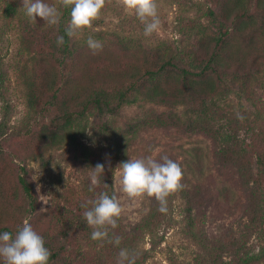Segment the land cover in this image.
Segmentation results:
<instances>
[{"label": "trees", "instance_id": "1", "mask_svg": "<svg viewBox=\"0 0 264 264\" xmlns=\"http://www.w3.org/2000/svg\"><path fill=\"white\" fill-rule=\"evenodd\" d=\"M208 3L202 16L210 27L197 31L190 47L102 43V50L93 54L87 43L66 35L70 9L63 10L58 25L45 29L25 25L19 56L27 57L26 64L33 62L20 73L30 115L21 125H11L7 73L0 60V234L15 236L27 221L50 251L48 264H117L121 249L135 253L136 264H146L163 232L176 223L175 198L184 204L181 215L191 232L193 208L211 196L207 185L183 178L181 183L187 185L168 198L166 214L157 211L152 198L150 212L138 225L126 231L118 220L104 241L91 239L93 229L86 226V209L81 205L101 192L110 196L115 192L113 173L130 159L129 149L139 133L181 129L218 144L215 155L225 179L250 191L257 216L250 229L262 240L255 254L246 251L242 236L229 246L202 245L193 264H264V102L257 95L264 83V0ZM16 13L15 5L8 3L6 19ZM61 36L64 43L58 46ZM46 56L50 66L44 64ZM138 102L162 110L150 109L142 119L124 123L120 137L109 144L111 124L116 125L123 110ZM244 102L254 111L241 110L240 118L233 103L241 107ZM49 152L61 157L55 159ZM36 159L52 183L60 186L58 191L67 188L63 173L68 166L81 173L84 192L75 200L76 209L57 206L37 212L38 196L27 168V162ZM97 163L104 165V173L90 192V175ZM116 237L121 238L119 245L108 242ZM189 237L196 240L193 234ZM146 243L148 249L142 247Z\"/></svg>", "mask_w": 264, "mask_h": 264}, {"label": "rangeland", "instance_id": "2", "mask_svg": "<svg viewBox=\"0 0 264 264\" xmlns=\"http://www.w3.org/2000/svg\"><path fill=\"white\" fill-rule=\"evenodd\" d=\"M45 2L54 4L56 0H45ZM208 2L209 0H157L160 27L158 31L146 37L144 25L134 14L125 13L119 0H105V6L99 18L85 30L80 38H75L76 43H86L87 38L91 36L101 43L147 45L178 43L184 47H190L192 43H196L195 35L202 29L210 27L209 20L202 16V9L209 7ZM8 3H13L17 10L16 15L11 19L5 17ZM22 6L21 0H0V60L7 73L5 90L12 106L11 125H21V122L30 117L24 98L26 92L24 77L20 76L21 68L28 60L25 55L19 56V43H22L25 35V25L31 24L40 29L48 27L39 17L36 18L37 23H32L21 9ZM63 10L60 9L61 15ZM205 32L209 33L207 30ZM32 62L26 65L30 67ZM44 64L50 66L48 56L45 57ZM261 78H264V75ZM257 95L264 102V83L263 87L257 89ZM233 105L240 118H242L241 110L247 113L254 111V108L245 102L241 107L237 103ZM150 109L162 110L144 102L125 108L123 117L116 119V125L111 124L112 129L108 131V143L114 144L126 123H134L142 119ZM217 151L218 144L197 132L181 129H152L139 133L134 143L132 142V147L129 149L130 159L152 157L160 160L163 156L173 157L184 171L183 178L189 180L191 184L199 182L207 185L211 193L209 198L204 202H197L193 208L191 232H189V223L181 215V206L184 204L181 198L178 196L175 198L173 217L176 223L163 232L161 244L150 252V258L146 264H193L201 253L202 245L229 246L241 236L247 252L255 254L261 248L260 234L250 229L251 222L255 223L257 219L256 207L251 204L250 191H244L235 186L231 180L225 179L219 158L215 155ZM48 155L55 159L61 157L59 153L54 152H49ZM27 168L38 196L37 212L41 213V209H44L42 213H45L57 206H64L70 210L76 209L75 200L84 192L82 187L85 178L81 173L68 166L63 173V181L67 188L58 191L60 186L52 183L47 173L39 167L37 159L27 162ZM120 180V170L116 169L113 173V187L122 208L119 224L124 230L129 231L150 212L152 198L128 199L120 191ZM38 185L39 194L37 193ZM40 195L48 197L45 203L40 201ZM65 197L71 202H67ZM190 233L195 236V241L189 237ZM142 247L149 248L147 243ZM224 260L228 261L229 258L225 257Z\"/></svg>", "mask_w": 264, "mask_h": 264}, {"label": "clouds", "instance_id": "3", "mask_svg": "<svg viewBox=\"0 0 264 264\" xmlns=\"http://www.w3.org/2000/svg\"><path fill=\"white\" fill-rule=\"evenodd\" d=\"M25 15L32 23H37L39 17L45 26L58 25L61 19L60 9H70V19L65 28L66 35L72 38H80L85 30L97 20L105 6V0H56L49 4L45 0H21ZM123 11L134 14L144 25V35L151 36L158 31L160 21L158 18L157 0H119ZM64 43V37L57 38V45ZM88 47L96 54L102 50V43L91 36L86 41ZM90 134V133H89ZM121 175L120 191L130 200L137 198H154L158 203V209L162 214L168 211V198L180 191L183 187L181 181L183 172L180 165L163 156L160 160L147 157L144 159H129L122 162L118 168ZM104 173V165L97 163L90 175L89 191L93 192L100 184V176ZM105 187L107 185L105 184ZM39 194V185L37 186ZM48 197L40 195L43 203ZM88 204L92 207L88 208ZM86 210L83 213L86 226L93 229L91 239L104 241L108 237L109 228L115 229L122 213L120 201L114 192L111 196L107 192L99 193L94 200L81 205ZM45 211L41 209V212ZM119 245L120 237L108 241ZM50 251L45 247L43 238L33 230L25 221L13 236L9 232L0 234V259L3 264H48ZM135 253L128 249H121L118 253L117 264H136Z\"/></svg>", "mask_w": 264, "mask_h": 264}]
</instances>
